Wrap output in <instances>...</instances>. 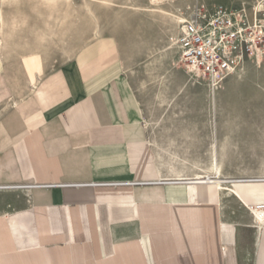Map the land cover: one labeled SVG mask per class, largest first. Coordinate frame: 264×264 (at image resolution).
Returning <instances> with one entry per match:
<instances>
[{
  "label": "crops",
  "instance_id": "1",
  "mask_svg": "<svg viewBox=\"0 0 264 264\" xmlns=\"http://www.w3.org/2000/svg\"><path fill=\"white\" fill-rule=\"evenodd\" d=\"M60 6L0 0V264H264V145L219 112L236 81L74 46Z\"/></svg>",
  "mask_w": 264,
  "mask_h": 264
},
{
  "label": "rangeland",
  "instance_id": "2",
  "mask_svg": "<svg viewBox=\"0 0 264 264\" xmlns=\"http://www.w3.org/2000/svg\"><path fill=\"white\" fill-rule=\"evenodd\" d=\"M65 1L72 3L71 10L62 8L51 12L56 14L57 21L61 23H64L66 13L67 22L72 17V45H81L101 35H109L128 52L131 58L132 53L135 54L140 64L160 61L164 59L165 54L173 51L175 55L169 63L179 67L174 44L177 25L183 13L195 4L194 0H183L171 4V7H165L170 11L168 15L152 7L150 0H57L62 2L60 7H63ZM198 2L207 7L227 4L224 0H198ZM175 7L178 8L177 11H174ZM172 12L176 13L175 17L172 16ZM247 15L251 20L252 13L248 12ZM60 27L57 25V29ZM56 43L61 46L66 44ZM262 65L263 63L250 62L245 66L247 68L245 74L239 78H236V75L228 80V82L236 81L234 87L238 88L234 91L232 102H223L219 110L221 113L238 116L249 115L250 121L234 122V125L236 128L245 125L247 129L258 131L259 137L255 141L258 147L264 145V137H262L264 136V98L262 97L264 87L257 79V71ZM181 71L188 82H194L182 69Z\"/></svg>",
  "mask_w": 264,
  "mask_h": 264
},
{
  "label": "built area",
  "instance_id": "3",
  "mask_svg": "<svg viewBox=\"0 0 264 264\" xmlns=\"http://www.w3.org/2000/svg\"><path fill=\"white\" fill-rule=\"evenodd\" d=\"M174 44L179 67L217 92L248 63L264 62V0H245L240 7L195 3L181 16ZM251 211L260 219L264 206Z\"/></svg>",
  "mask_w": 264,
  "mask_h": 264
},
{
  "label": "bare ground",
  "instance_id": "4",
  "mask_svg": "<svg viewBox=\"0 0 264 264\" xmlns=\"http://www.w3.org/2000/svg\"><path fill=\"white\" fill-rule=\"evenodd\" d=\"M179 1H183V0H150V5L152 7H154L156 10H159L162 14L168 15V13H170V11H167L165 7H167V6L171 7V4L177 3ZM194 2L199 3L198 0H194ZM175 9H174V11L178 10L177 7H175ZM171 11H173V10H171ZM171 14L173 17H175L176 13L172 12Z\"/></svg>",
  "mask_w": 264,
  "mask_h": 264
}]
</instances>
